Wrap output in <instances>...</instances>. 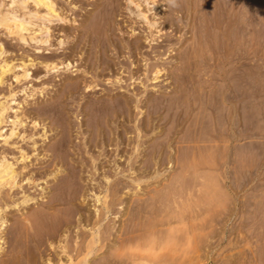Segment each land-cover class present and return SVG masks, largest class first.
I'll use <instances>...</instances> for the list:
<instances>
[{
    "label": "rangeland",
    "instance_id": "obj_1",
    "mask_svg": "<svg viewBox=\"0 0 264 264\" xmlns=\"http://www.w3.org/2000/svg\"><path fill=\"white\" fill-rule=\"evenodd\" d=\"M52 1L64 19L35 30L46 44L0 27V62L15 66L0 83V104L15 98L0 123V160L16 175L0 183V264H101L114 255L128 264H264V0L254 1L247 48L205 34L199 11H187L199 0ZM34 5L28 0L45 11ZM33 20L32 32L41 22ZM51 60L64 64L46 67ZM83 78L97 86L68 89ZM122 97L126 119L105 126L106 100ZM76 183L78 219L118 199L84 261L94 225L71 217ZM74 245L84 252L72 253Z\"/></svg>",
    "mask_w": 264,
    "mask_h": 264
},
{
    "label": "bare ground",
    "instance_id": "obj_2",
    "mask_svg": "<svg viewBox=\"0 0 264 264\" xmlns=\"http://www.w3.org/2000/svg\"><path fill=\"white\" fill-rule=\"evenodd\" d=\"M34 2V6H38V5H41L42 6V9L43 7L45 8V11L42 13V14H39V10H30L28 9L27 7V2L28 0H8V2L5 0H1L0 1V27H3L5 29V31H7V33L9 35L13 34V35H16L18 40H20L21 42H28L29 40L30 41H34L36 43H42V44H46V42L48 41V39L45 37L43 38L42 36H39L37 34H35V30H42V29H45L47 31V25H45V21H51L53 19H56L57 21H60V20H63L64 17L62 15H60V11L57 12V7L55 8V5H54V2L52 0H32ZM195 1V0H194ZM254 1L255 0H199L197 1L195 4L194 2H189L188 4V10L187 11H194V10H198L199 11V15H200V18H201V21L203 22V24H207V29L206 27H204L206 29V33H209L208 36H212V37H215L218 39V42H220V45L221 44H224L227 46H229L230 48L233 47H239L240 45H247V47H249L250 45H252V38H253V33H254V30H253V18H254ZM98 2V1H97ZM106 2V1H105ZM114 2V0H113ZM133 2V1H132ZM155 2V1H154ZM188 2V1H187ZM30 3V2H29ZM103 3V2H102ZM131 4V3H130ZM150 5V4H149ZM139 7V6H138ZM187 7V6H186ZM157 8V7H156ZM35 9V8H34ZM103 9V8H101ZM19 10H23L22 13H19L18 11ZM141 10V9H140ZM114 11V10H113ZM136 11V10H135ZM186 11V12H187ZM172 12V10H171ZM93 13V12H92ZM188 13V12H187ZM186 13V15H187ZM101 14V13H100ZM103 14V13H102ZM169 14V13H168ZM173 14V13H172ZM64 15V14H63ZM94 15V14H93ZM138 15H140L141 17H143L146 22L148 23V25H150V27L154 26L156 21L155 20H150L147 18V14L145 15L143 12L139 11ZM164 15V14H163ZM91 16V15H90ZM98 16V15H97ZM104 16V15H103ZM159 16V15H158ZM66 17V16H65ZM184 17V16H183ZM101 18V17H100ZM191 18V17H190ZM199 18V19H200ZM33 19H38L40 20V26L38 27V29H34V31L32 32V29H31V26L29 25H33L34 24V20ZM87 19V18H86ZM96 19V18H95ZM107 21V20H105ZM86 22V21H85ZM97 22V21H96ZM99 22V21H98ZM175 22V21H174ZM180 22V21H179ZM50 23V22H49ZM84 23V22H83ZM102 23V22H101ZM108 23V22H106ZM160 23V22H159ZM192 23V22H191ZM85 24V23H84ZM93 24V23H92ZM171 24V23H170ZM204 24V26H205ZM98 25V24H97ZM107 25V24H105ZM38 26V25H37ZM36 26V27H37ZM118 26V25H117ZM130 26V25H129ZM181 26V25H180ZM196 26V25H195ZM148 27V26H147ZM149 27V29H150ZM198 27V26H197ZM179 28V27H178ZM76 29V28H75ZM195 29V28H194ZM193 29V30H194ZM108 30V29H107ZM2 32V31H1ZM108 32V31H107ZM152 33V32H151ZM15 36V37H16ZM84 36V35H83ZM108 37V35H106ZM89 37V36H88ZM132 37V36H131ZM207 37V35H206ZM14 38V37H13ZM15 39V38H14ZM106 38H104L105 40ZM17 40V39H16ZM95 40V39H94ZM101 40V39H100ZM115 40V39H114ZM261 40V39H260ZM97 41V40H96ZM99 41V40H98ZM106 41V40H105ZM82 42V41H81ZM39 45V44H38ZM111 45V44H110ZM37 46V45H36ZM105 46V45H104ZM52 47V46H51ZM107 47V46H106ZM131 47V46H130ZM224 47V48H226ZM244 47V46H242ZM135 48V47H134ZM39 49V48H38ZM46 49V48H45ZM126 49V48H125ZM100 50V49H99ZM108 50V49H107ZM43 51V50H42ZM5 52L4 48H3V44L0 43V56ZM84 52V51H83ZM98 51H96L95 53H97ZM99 54V53H98ZM48 55V54H47ZM92 55H94L92 53ZM91 55V56H92ZM96 57V56H94ZM93 57V59H94ZM2 58V57H1ZM0 58V59H1ZM55 58V56H54ZM97 58V57H96ZM30 59V58H29ZM39 59V58H38ZM88 59V58H87ZM90 59V58H89ZM8 60V59H7ZM91 60V59H90ZM104 60V59H103ZM105 65L108 66V62H107V58H105ZM3 61V60H2ZM6 61V59H5ZM3 62L1 63L0 62V83L4 82L5 80L3 79V74L8 72V71H11L13 70V68L15 66L13 65H10L8 62ZM12 61V60H11ZM10 62V61H9ZM42 62V61H41ZM23 63V62H22ZM32 63V62H31ZM98 63V62H97ZM131 63V62H130ZM43 64V63H42ZM60 64H64L63 61L61 62H57L55 60H51V61H45V66L46 67H49L51 66L52 69H58L59 68V65ZM70 62H68L66 64V68L69 66ZM92 64V63H91ZM25 65V64H24ZM44 66V65H43ZM100 67V66H99ZM103 68V67H102ZM101 69V68H100ZM110 69V68H109ZM166 71V70H165ZM12 72V71H11ZM91 72V71H89ZM14 73V71H13ZM87 73V72H86ZM99 73L97 70L93 71V73L91 75H93L94 78L97 79V77L99 76ZM15 74V73H14ZM101 74V73H100ZM157 75V74H156ZM21 76H23L24 78H26L27 76H29V72H28V69L23 66V72L21 74ZM104 76V75H103ZM19 77H20V74L17 75L15 74V78L19 80ZM91 76H88L87 78H89ZM92 77V78H93ZM65 78V77H64ZM87 78H83L81 83H83L81 85V83H78V82H74L73 79H70L69 80V90L71 88L70 91H72L73 89L75 90H78L80 87H83L86 89L89 90V92L95 88V85L94 84V81L93 79H87ZM21 79V78H20ZM77 79V78H76ZM119 79V78H118ZM78 80V79H77ZM122 80V79H121ZM76 81V80H75ZM99 81V80H98ZM117 82L119 80H116ZM6 82V81H5ZM68 82V81H67ZM10 83V82H9ZM66 83V82H65ZM121 83V82H120ZM144 83V82H143ZM2 85V84H1ZM63 88V87H62ZM67 88V87H66ZM120 88V87H118ZM68 90V91H69ZM13 91V90H12ZM8 92V90H7ZM10 92V91H9ZM25 92V91H24ZM110 92V91H109ZM134 92V91H133ZM16 93V92H15ZM74 93V91H73ZM25 94V93H24ZM32 94V93H31ZM93 94V93H92ZM117 94V93H116ZM118 95V94H117ZM9 98L7 97L1 104H0V123H2V116H4V112L11 107V104L13 102V98L14 97V94L13 93H10L9 95ZM58 96V95H57ZM73 96V95H72ZM108 96V95H107ZM122 96V95H120ZM126 96V95H125ZM56 97V96H55ZM81 97V96H80ZM116 97V95H115ZM4 98V97H3ZM62 98V97H61ZM112 98V96H111ZM114 98V96H113ZM127 98V97H126ZM64 99V98H63ZM71 99H74L73 97ZM91 99V98H90ZM96 99V98H95ZM93 100V99H92ZM103 100V99H102ZM106 100V99H105ZM49 101V100H48ZM52 101V100H51ZM98 101V99H97ZM97 101H94V102H97ZM135 101V100H134ZM58 102V101H57ZM104 102V101H103ZM138 102V101H137ZM100 103V102H99ZM102 103V102H101ZM108 107H110V112H105L104 111V115L101 116L102 117V122L105 124V126H109V123L110 121H116V120H120L122 121V119H126L127 117V107H128V99H125L124 97H122L121 99H117V100H114L113 102H109L106 100L105 102ZM60 104V103H59ZM66 104V103H65ZM91 104H95V103H92ZM103 104V103H102ZM48 105V104H47ZM50 105V104H49ZM64 105V104H63ZM90 105V104H89ZM91 105V106H92ZM66 106V105H65ZM70 106V105H69ZM140 106V105H139ZM67 107V106H66ZM86 107V106H85ZM96 107V106H95ZM101 107V106H100ZM44 108V107H43ZM107 108V107H106ZM54 109V108H53ZM87 109V108H86ZM101 109V108H100ZM11 110V109H10ZM103 111V109H102ZM95 112V111H94ZM93 112V113H94ZM17 114V113H16ZM96 114H97V111H96ZM58 115V114H57ZM98 115V118H97V122H96V125L98 126V124L100 123V120H99V113L97 114ZM68 116V115H67ZM122 117V118H121ZM71 118V117H70ZM92 118V117H91ZM94 118V116H93ZM121 118V119H120ZM15 119V118H14ZM63 119V118H62ZM64 120V119H63ZM66 120V119H65ZM130 120V119H129ZM7 121V120H6ZM19 121V120H18ZM67 121V120H66ZM95 121V120H93ZM11 122L14 123V120H12ZM152 122V121H151ZM17 123V121L15 122ZM14 123V124H15ZM91 123V122H90ZM94 123V122H93ZM113 123V122H112ZM147 123V122H146ZM103 124V125H104ZM121 124V123H120ZM17 125V124H16ZM95 125V123H94ZM112 125V124H111ZM119 125V124H118ZM91 126V125H90ZM122 126V125H121ZM144 127V126H142ZM95 128V127H94ZM102 128V127H100ZM137 130V129H136ZM95 131V130H94ZM103 131V130H102ZM68 132V131H67ZM112 132V131H111ZM109 133V132H108ZM122 134V133H121ZM2 135L1 133V127H0V136ZM13 135V131L10 130V132L4 137V140H7L10 136ZM69 136V135H68ZM95 136V135H94ZM102 136V135H101ZM107 137V136H106ZM128 137V136H127ZM68 138V137H67ZM116 138V137H115ZM92 139V138H91ZM101 140V139H100ZM127 140V139H126ZM94 141V140H93ZM119 141V140H118ZM70 142V141H68ZM106 143V142H105ZM59 144V143H58ZM65 147V146H64ZM67 147V146H66ZM70 148V147H69ZM67 149V148H66ZM132 150V149H131ZM71 152V151H70ZM130 153V152H129ZM75 156V155H74ZM117 156V155H116ZM128 156V155H127ZM2 158V157H1ZM64 158V157H63ZM68 158V157H67ZM91 159V158H90ZM156 159V158H154ZM94 161V160H93ZM131 163V162H130ZM10 164H12L11 162L9 161H6L5 159H2L0 160V183L3 181H7L9 180V178H15V176L12 177V169L13 168H10L12 166H10ZM90 164V163H89ZM92 164V163H91ZM86 165V164H85ZM95 165V164H94ZM141 165V164H140ZM120 166V165H119ZM101 167V166H100ZM130 167V166H129ZM104 168V167H103ZM107 168V167H106ZM111 168V167H110ZM113 168V167H112ZM122 168V167H121ZM125 168V167H124ZM100 169V168H99ZM14 170V169H13ZM135 170V169H134ZM54 171V170H53ZM57 171V170H56ZM110 171V169H109ZM138 171V170H137ZM140 171V170H139ZM105 172V170H104ZM112 172V171H111ZM133 172V171H132ZM77 173V172H76ZM92 173V172H91ZM9 178L5 179V177H7V175H9ZM14 174V173H13ZM80 174V173H79ZM78 174V175H79ZM138 174V173H137ZM75 175V174H73ZM94 175V174H93ZM70 176V175H69ZM157 175L154 174L152 175L151 177H156ZM77 177V175H75V178ZM95 177V176H94ZM13 178V180H14ZM81 178V176L79 177ZM103 178L105 179V183L108 184V182L110 181V177L109 175H107L106 173L103 174ZM110 178V179H109ZM134 178V177H133ZM142 178V177H140ZM135 179V178H134ZM78 180H81V179H78ZM93 180V179H92ZM115 180V179H114ZM145 180V179H143ZM12 181V180H10ZM88 181V180H87ZM96 181V180H95ZM136 182V180H134ZM138 182V181H137ZM140 182V181H139ZM5 183V182H4ZM10 183V182H8ZM15 183V182H13ZM12 183V184H13ZM75 184V183H74ZM73 184V185H74ZM84 184V183H83ZM122 184V181L121 180H118V178L115 180V184H114V192L113 194L117 193L119 191L118 187L119 185ZM127 184V183H126ZM10 185V184H9ZM78 185H81V184H78L76 183V186H74V188L72 189V195L68 197V199L66 200V203L70 206L69 207V210L71 211V217H74L77 212H78V207H77V204L75 202V199L77 198V195L81 194V191H80V187ZM85 185V184H84ZM110 185V183H109ZM130 185V184H129ZM1 187V186H0ZM88 187V186H87ZM130 187V186H129ZM61 188V187H60ZM111 188V187H110ZM88 189V188H87ZM93 189V188H92ZM86 190V189H85ZM111 190V189H110ZM121 191V190H120ZM71 192V191H70ZM88 192V191H87ZM104 192V191H103ZM112 192V191H111ZM89 193V192H88ZM96 193V192H95ZM107 193V192H106ZM105 195V194H104ZM95 200L98 202L100 200V196L99 195H95ZM107 196V195H106ZM110 196V195H108ZM116 196V194H115ZM83 197V196H82ZM55 198V197H54ZM87 198V197H86ZM85 199V198H84ZM93 199V198H92ZM106 199V198H104ZM27 200V199H26ZM60 200H62L60 198ZM87 200V199H86ZM101 200H102V197H101ZM49 201V200H48ZM57 201V200H56ZM85 201V200H84ZM55 202V201H54ZM53 202V203H54ZM105 202V203H104ZM104 207L105 211L102 210L100 213V208L97 209L96 207H94V213H86L85 215H83L82 213L79 214L80 218H76L74 217V219H78V220H91L93 221V227H92V232L90 233L91 237L90 236H87V237H90L91 238V241L89 240V244H87V247L86 248H83V249H86V253L84 254V260H87L85 259V255H91V253L93 254V252H95V250L97 249L96 246H94L95 244L98 243L99 245V241H102L103 236L101 235V226L103 223V221L105 220L104 218L107 216L108 212H111L113 211V206L118 203V199H116V197L110 201H105L104 200ZM52 203V202H51ZM60 204L62 202H59ZM46 204V203H45ZM49 204V203H47ZM96 204V203H95ZM56 205V204H55ZM62 205V204H61ZM127 205V204H126ZM52 206V205H51ZM85 207V206H84ZM93 207V206H92ZM50 208V207H48ZM88 208V207H87ZM46 209V208H45ZM55 209V207H54ZM57 209V208H56ZM66 209V208H65ZM47 210V209H46ZM84 210V209H83ZM48 211V210H47ZM86 211V210H85ZM92 211V210H91ZM88 212V211H87ZM115 212V211H114ZM113 212V213H114ZM119 212V211H118ZM50 214V212H49ZM136 214V212H135ZM70 218V217H69ZM107 218V217H106ZM110 218V217H109ZM75 219V220H76ZM73 220V219H72ZM179 220V219H178ZM68 221V220H67ZM66 221V222H67ZM69 222V221H68ZM72 223V222H71ZM74 223V222H73ZM72 223V224H73ZM78 223V222H76ZM109 223V222H108ZM70 224V223H69ZM68 224V228L70 227ZM71 224V226H72ZM85 224V223H84ZM83 224V225H84ZM91 224V222H90ZM1 226H3V223L1 222L0 224ZM77 225V224H76ZM107 225V224H106ZM66 226V225H65ZM74 226V224H73ZM88 226V225H86ZM64 227V226H63ZM84 227V226H83ZM91 228V226H89ZM104 227V225L102 226ZM134 227V226H133ZM1 228V227H0ZM33 228V227H32ZM65 228V227H64ZM63 228V229H64ZM81 228V227H80ZM109 228V227H108ZM131 228V227H129ZM31 229V228H30ZM77 229V228H76ZM71 230V229H70ZM83 230V229H82ZM66 231V229H65ZM77 231V230H76ZM85 231V230H84ZM128 231V230H127ZM133 231V230H132ZM63 232V230H62ZM61 232V233H62ZM69 232V231H68ZM87 232V231H86ZM65 233V232H64ZM75 233V232H74ZM78 233V232H77ZM88 233V232H87ZM106 233V232H105ZM133 233V232H132ZM70 234V233H69ZM72 235V234H71ZM81 235V234H80ZM107 235V234H106ZM118 235V234H117ZM155 235V234H154ZM61 236V235H60ZM64 236V235H63ZM62 236V237H63ZM76 236V235H75ZM120 236V234H119ZM57 238V237H56ZM110 238V237H109ZM141 238V237H140ZM85 239V238H84ZM127 239V238H125ZM125 239H123L122 237L119 239L120 241H124ZM1 240V238H0ZM66 240V239H65ZM115 241L117 239H114ZM128 240V239H127ZM57 241V240H56ZM61 241V240H60ZM75 241V239H74ZM79 242V240H78ZM83 243V241H81ZM108 242V241H107ZM129 242V241H128ZM57 243V242H56ZM60 243V242H59ZM72 243H73V240H72ZM71 243V244H72ZM118 243V242H117ZM74 244V243H73ZM77 244V243H76ZM115 244V243H114ZM119 244V243H118ZM57 245V244H56ZM78 245V244H77ZM85 245V244H83ZM108 245V244H107ZM59 246V245H58ZM62 246V245H60ZM70 246V245H69ZM82 247V246H80ZM63 248V247H60V249ZM112 247H110L111 249ZM129 248V247H128ZM47 249V248H46ZM50 249V248H49ZM52 249V248H51ZM63 249H66L63 248ZM63 249L61 250V252L63 251ZM82 248H79V247H76V245L73 246V250H72V253H75L76 252H79ZM126 249V248H125ZM69 250V249H68ZM123 250V249H122ZM97 251V250H96ZM70 252V251H69ZM80 252H84L83 251H80ZM130 252V251H129ZM135 252V251H134ZM57 253V252H56ZM106 253V252H105ZM108 253V252H107ZM133 252H131L132 254ZM80 254V253H79ZM82 254V253H81ZM80 254V255H81ZM130 254V255H131ZM52 255V254H51ZM73 255V254H72ZM71 255V256H72ZM135 255V254H134ZM44 256V255H43ZM47 256V255H46ZM58 256V255H56ZM78 256V255H77ZM116 257V255H114ZM66 257V256H65ZM64 257V258H65ZM68 257V256H67ZM89 257V256H88ZM115 257H109L107 256V260L105 262H102L101 264H128L127 260L124 259V258H115ZM70 258V257H69ZM142 259V255L141 257H139ZM76 259V258H75ZM105 259V258H104ZM47 260V259H46ZM64 260V259H63ZM146 260V259H145ZM75 261V260H74ZM79 261V260H78ZM58 262V261H57ZM158 262V261H157ZM12 263V262H11ZM20 263V262H19ZM62 263V262H60ZM95 264V263H94ZM100 264V262H99Z\"/></svg>",
    "mask_w": 264,
    "mask_h": 264
}]
</instances>
